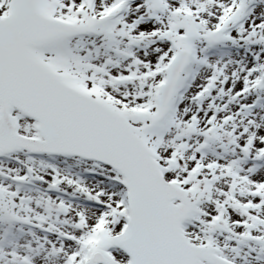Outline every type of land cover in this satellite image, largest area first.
Listing matches in <instances>:
<instances>
[{
    "label": "snow or ice",
    "instance_id": "6c2138e0",
    "mask_svg": "<svg viewBox=\"0 0 264 264\" xmlns=\"http://www.w3.org/2000/svg\"><path fill=\"white\" fill-rule=\"evenodd\" d=\"M0 264H264V0H0Z\"/></svg>",
    "mask_w": 264,
    "mask_h": 264
}]
</instances>
